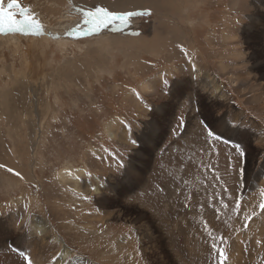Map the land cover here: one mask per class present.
Masks as SVG:
<instances>
[{
  "label": "rangeland",
  "instance_id": "rangeland-1",
  "mask_svg": "<svg viewBox=\"0 0 264 264\" xmlns=\"http://www.w3.org/2000/svg\"><path fill=\"white\" fill-rule=\"evenodd\" d=\"M104 1L0 0V264H264V0Z\"/></svg>",
  "mask_w": 264,
  "mask_h": 264
},
{
  "label": "crops",
  "instance_id": "crops-1",
  "mask_svg": "<svg viewBox=\"0 0 264 264\" xmlns=\"http://www.w3.org/2000/svg\"><path fill=\"white\" fill-rule=\"evenodd\" d=\"M224 102V101H223ZM239 140V139H238ZM6 222V221H5ZM0 225H1V221H0ZM5 225H7V228H1L0 227V251L4 249H7L8 247H10L11 249L18 251L20 250V248L23 247L24 243H20L18 245L17 244V235H19V218H11L10 223H5ZM4 225V226H5ZM23 224H21L20 226H22ZM24 227V225H23ZM36 241L38 240H34V241H30L29 240V245L27 247V253L25 256V259L23 261L20 260V256L9 253V251H7V254H4L3 256H7L10 259H6L9 260L8 263L9 264H29V259H32V253L30 251V249L35 245ZM22 246V247H21ZM10 254V255H9ZM38 256L34 257V260L38 261ZM47 258V256H46ZM32 261V260H31Z\"/></svg>",
  "mask_w": 264,
  "mask_h": 264
},
{
  "label": "snow or ice",
  "instance_id": "snow-or-ice-1",
  "mask_svg": "<svg viewBox=\"0 0 264 264\" xmlns=\"http://www.w3.org/2000/svg\"><path fill=\"white\" fill-rule=\"evenodd\" d=\"M8 7H9V9H11V8L17 7V5L15 3H10L8 5ZM21 14L22 15H25V13H23V12ZM4 15H5L4 10H3L2 7H0V17H2ZM7 18L9 20V22H10V24H9V30H11V31L29 32V31H32L34 28H35L36 31H39V28L37 26H35L34 24L29 23L27 21H20L19 22V25L17 26V22L12 19V14L11 13H8L7 14ZM107 18H108V14H105V17L103 19L106 20ZM111 18L113 20L118 19V18L122 19L121 17H116V16H112ZM217 138H219V137H217ZM132 143L135 144L136 141L133 140ZM240 155L241 156L244 155V152H243L242 149H240ZM121 167H123V165H121ZM21 255H23V253H21ZM29 264H31V261H29Z\"/></svg>",
  "mask_w": 264,
  "mask_h": 264
},
{
  "label": "bare ground",
  "instance_id": "bare-ground-1",
  "mask_svg": "<svg viewBox=\"0 0 264 264\" xmlns=\"http://www.w3.org/2000/svg\"><path fill=\"white\" fill-rule=\"evenodd\" d=\"M120 3H122L123 5H124V2H125V0H118ZM93 2V3H92ZM92 5L93 6H98V7H100L101 5H104L105 4V1L104 0H101V2H102V4H98V0H96V1H93L92 0ZM104 3V4H103ZM94 4H98V5H94ZM119 4V3H118ZM8 33V32H7ZM26 33H29V32H26ZM5 34V33H4ZM20 35V34H19ZM1 37H3L4 38V35L3 34H1L0 35ZM9 35H7L5 38H9L8 37ZM6 41V40H5ZM9 43H10V41H9ZM212 82V81H211ZM208 86V85H207ZM221 93V91H220V88L218 87V89L216 88V94H220ZM163 122V121H162ZM110 136L112 137V138H115V133H112V132H110ZM123 140H125V139H123ZM122 140V141H123ZM121 141V142H122ZM263 170V169H262ZM65 175H72L69 171H66V172H64V173H61V176H63V179L66 177ZM253 176L255 177V178H257V179H260V183H262L263 182V180H264V178H260V174H253ZM262 186V184L260 185V187ZM93 187V186H92ZM90 189H91V186L90 185H88V187H87V189H86V192L88 191H90ZM112 199V198H111ZM251 199V196H246V200L248 201V200H250ZM262 218L264 219V214L262 215ZM69 257V253H68V251H65L64 250V254L62 255V260H65V259H67Z\"/></svg>",
  "mask_w": 264,
  "mask_h": 264
}]
</instances>
